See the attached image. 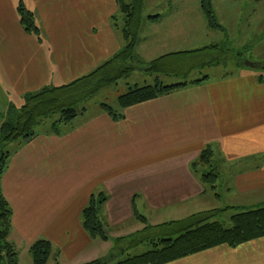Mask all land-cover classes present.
<instances>
[{"label": "crops", "instance_id": "0c3cea01", "mask_svg": "<svg viewBox=\"0 0 264 264\" xmlns=\"http://www.w3.org/2000/svg\"><path fill=\"white\" fill-rule=\"evenodd\" d=\"M20 3L33 14L41 40L20 26ZM115 8V0H0V124L8 106L17 107L25 94L84 77L123 48L112 21ZM182 35L187 43L186 30L163 41L172 44L163 55L203 45L176 46ZM256 72L208 77L128 107L119 121L101 111L62 135L41 132L16 143L1 179L16 249L28 251L46 239L60 254L56 264L91 261L97 240L82 228L80 214L92 194L106 197L101 216L115 232L133 224L139 207L154 213L183 208L206 195L190 166L208 145L230 194L263 204L264 83ZM167 264H264V237Z\"/></svg>", "mask_w": 264, "mask_h": 264}, {"label": "trees", "instance_id": "16d2710c", "mask_svg": "<svg viewBox=\"0 0 264 264\" xmlns=\"http://www.w3.org/2000/svg\"><path fill=\"white\" fill-rule=\"evenodd\" d=\"M118 12L123 14L124 27L121 37L124 41L123 48L109 60L98 66L88 75L81 77L71 83L60 87H43L40 90L24 95V105L16 109L9 105L0 124V264H19L18 253L14 243L10 240L12 230V209L3 195L1 179L7 169L12 152L5 150L6 146L13 143L29 142L36 136V128L44 119L56 113L59 119L51 126V133L59 134L57 126L67 127L75 118L82 115L76 108L81 102L84 89L89 87V96H94L100 90L115 85L118 80L128 78L129 75L144 67L145 72L150 74H177L174 69L176 60H184L189 57H198L205 53L216 55L214 61L223 60L221 56L226 55L221 45L205 46L203 48L190 51L169 53L160 56L149 63L142 61L136 53V47L140 42V30L142 24L143 2L142 0H115ZM199 8L209 30L225 32L219 24L214 13L211 0H199ZM19 24L23 31L40 39V31L35 25L34 16L23 4L17 7ZM160 15L148 17V21L157 22ZM114 26L117 27L116 17H112ZM212 61V62H214ZM243 65L244 60L241 61ZM255 70L264 74V61L255 63ZM207 76L200 79L184 82L180 84L164 85L159 78L154 84L142 87L134 86L128 88L127 92L117 98L118 110L107 104L99 105L113 121L123 118L122 110L167 96L173 92L184 89L191 85L203 83ZM258 82L264 83V75L257 78ZM86 100V99H85ZM214 152L210 145L204 147L196 160L191 163V170L198 173L201 169L207 171L200 174L204 190L215 192L220 181L218 168L213 164ZM216 197H218L216 195ZM106 202V197L99 193L92 194L88 203L80 214L81 225L84 231L92 240L106 242L111 238L112 228L101 216V209ZM134 219L146 222V219L134 211ZM179 224L172 222L161 227H168L172 232L173 227ZM150 229L152 227H149ZM110 232V233H109ZM175 237H157L150 232L137 235H130L137 238V243L147 242L151 245V250L139 256H127L124 260L116 263L95 260L87 264H167L181 258L200 253L202 251L227 245L232 248L246 242L264 237V206L261 208L243 211L231 217V224L225 227L217 221L192 224L180 228ZM126 239L119 238L117 242ZM126 252V250H124ZM32 264H47L53 253L55 261L59 259V253L53 249L52 244L46 239H39L28 248ZM57 257V258H56Z\"/></svg>", "mask_w": 264, "mask_h": 264}, {"label": "rangeland", "instance_id": "374dc122", "mask_svg": "<svg viewBox=\"0 0 264 264\" xmlns=\"http://www.w3.org/2000/svg\"><path fill=\"white\" fill-rule=\"evenodd\" d=\"M214 13L219 24L225 29L226 35L219 31H212L207 33V27L199 8V0H142L143 13L142 24L140 30V43L136 47L137 54L141 55L144 62H150L160 56L163 52H167L165 40H173L179 35L181 31H188L187 43L184 42V35L176 43V46L188 48L190 42L202 41L203 46L221 45L226 55L221 56L223 60L218 59L214 61L216 55L205 53L198 57H189L184 60L178 59L174 69L178 71L177 74H159L154 75L145 72L144 67L140 65L138 70L133 71L128 78L118 80L115 85L104 88L96 93L94 96H89V87L84 89L82 96L84 99L76 105L79 112L85 111L82 115L75 118L64 130L71 129L79 121L84 120L87 116L99 113L102 110L99 105L107 104L118 110L117 98L126 93L128 88L134 86L142 87L152 85L158 77L160 82L164 85L180 84L190 82L192 80L200 79L202 77H209L216 79L226 75H234L239 71L250 68L245 66V63H253L264 61V0H211ZM116 24L121 33L124 27V16L115 8ZM153 15H160L161 18L157 23L148 21V17ZM194 28V29H192ZM209 30V29H208ZM166 31L174 32V36L165 37ZM120 40L122 41V37ZM159 39V43L158 42ZM157 44H156V43ZM124 44V42H122ZM145 53H143L142 45ZM155 44L156 46H151ZM151 46V47H150ZM198 46V45H196ZM166 50V51H164ZM242 60H244L243 65ZM214 61V62H212ZM256 67V66H255ZM252 69V68H251ZM255 69V68H253ZM258 76L264 75L261 72H256ZM86 99V100H85ZM18 105L16 109H20L24 105V100ZM2 120H6L5 116L1 115ZM59 119V114L51 115L44 119L42 123L36 128V134L41 132L51 133L52 124ZM57 126L59 135L64 134ZM16 143L6 146L5 150L11 152ZM217 157L213 158V164L220 172H224L221 163H217ZM206 169H201L197 174L206 172ZM219 172V173H220ZM220 173V181L215 192L208 190L202 199L192 202L189 205L180 208L172 209L171 211L154 213L144 210L139 207L140 216L146 219V222L133 220V224L118 230L112 229L111 238L106 242L97 240L91 248V261L101 260L111 263H116L124 260L127 256H139L149 250L151 245L147 242L137 243V238H132L130 235H137L150 232L157 237H175L178 235L177 231L192 224H199L203 222L217 221L222 223L225 227L231 224V217L243 211L261 208L263 204L256 202H248L236 196L234 192L230 194L227 190V184H222V177ZM216 195L218 197H216ZM248 204H254L253 206ZM250 206V207H248ZM172 222H178L173 228V232L168 227H161ZM149 227H152L151 229ZM110 233V232H109ZM126 239L123 242H117L119 238ZM18 253L19 264H32L31 257L27 250L16 249ZM126 250V252L124 251ZM55 254L51 256L47 264H56ZM88 262L71 263V264H87ZM59 264H62L60 262Z\"/></svg>", "mask_w": 264, "mask_h": 264}, {"label": "water", "instance_id": "95a60500", "mask_svg": "<svg viewBox=\"0 0 264 264\" xmlns=\"http://www.w3.org/2000/svg\"><path fill=\"white\" fill-rule=\"evenodd\" d=\"M245 66H248V67H250V68H255V66H254V64L253 63H245Z\"/></svg>", "mask_w": 264, "mask_h": 264}]
</instances>
